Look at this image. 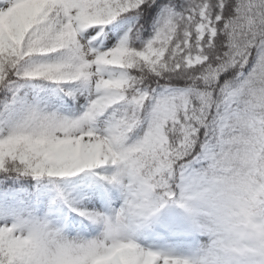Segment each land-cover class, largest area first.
<instances>
[{
  "label": "snow or ice",
  "instance_id": "6c2138e0",
  "mask_svg": "<svg viewBox=\"0 0 264 264\" xmlns=\"http://www.w3.org/2000/svg\"><path fill=\"white\" fill-rule=\"evenodd\" d=\"M0 264H264V0H0Z\"/></svg>",
  "mask_w": 264,
  "mask_h": 264
},
{
  "label": "clouds",
  "instance_id": "9594fccd",
  "mask_svg": "<svg viewBox=\"0 0 264 264\" xmlns=\"http://www.w3.org/2000/svg\"><path fill=\"white\" fill-rule=\"evenodd\" d=\"M201 243L206 244L207 243V240H202Z\"/></svg>",
  "mask_w": 264,
  "mask_h": 264
},
{
  "label": "rangeland",
  "instance_id": "374dc122",
  "mask_svg": "<svg viewBox=\"0 0 264 264\" xmlns=\"http://www.w3.org/2000/svg\"><path fill=\"white\" fill-rule=\"evenodd\" d=\"M202 239H204V238H202Z\"/></svg>",
  "mask_w": 264,
  "mask_h": 264
}]
</instances>
